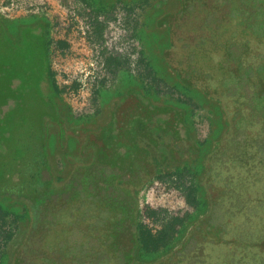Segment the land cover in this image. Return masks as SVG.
Masks as SVG:
<instances>
[{
	"label": "trees",
	"instance_id": "16d2710c",
	"mask_svg": "<svg viewBox=\"0 0 264 264\" xmlns=\"http://www.w3.org/2000/svg\"><path fill=\"white\" fill-rule=\"evenodd\" d=\"M177 2L178 10L164 15L159 20V26H164V29H153L150 34L142 31L143 36H157V40L148 43L149 60L144 56L139 59L146 68L144 76H151L153 81L160 76L159 81H169L172 84L169 78L171 70L179 76L176 86L183 84L193 87L200 83L205 86V92L208 94L210 93L208 86L196 75L194 76L198 69L201 46L210 41L223 55L227 47H232L231 39L242 32L238 27L248 31L250 35L257 36L256 31L260 26L258 28L250 17L253 14L248 11L251 0H177ZM33 22L36 23L34 28L38 30V34L33 28H21L22 31L28 32L25 33L26 37H21L28 40L27 47L24 45L21 47L22 40H8L9 37L1 38L0 34V214L11 215L12 220L17 224L16 228L19 225H27L33 230L36 225H38L37 229L42 228L41 236L40 234L37 236L35 231L31 234L26 232L24 238L26 245L34 247L36 241L40 239V242L47 241L50 231L53 230L49 228L46 218L48 210L38 212L34 202L30 200L35 201L42 191L45 192L44 195L51 194L55 190L52 187L63 181L62 176L54 177L52 174L48 160L52 156V153L48 152L51 145L47 140L48 122L52 124L59 122L53 98L56 97L63 102V89L56 83V73L50 62L53 42L50 36V23L46 19L36 17ZM233 24L236 25L235 29ZM202 25L211 31V35L216 39L200 36L199 29L201 30ZM57 47L63 51L69 47V44L64 40L58 41ZM110 62L118 64L117 59H111ZM220 63L224 66L222 60L219 61ZM158 66L163 74L158 70ZM43 82L47 83L49 91L47 95L41 88ZM134 88L138 91L136 106L130 112L121 114L122 121L116 114L117 108L128 96L133 95L132 92L135 93ZM149 95L150 90L144 85L133 86L120 99L122 102L113 111L110 123L94 133L99 135L103 146L107 147L106 152L109 153L100 150L96 156L99 163L128 170L133 165L143 166L147 159L159 166L162 161L164 162L168 151L171 155L180 153L170 149L171 147L166 143L160 147L161 138L171 136L175 141L181 140L179 137L181 125L184 131L189 133L192 130V123L184 122V125L183 118L180 119L184 112L178 111V114L168 104L153 107L144 103L141 98L148 102ZM26 96L31 102H26ZM193 97L197 98V95ZM37 103L42 105L43 111H30L32 117L28 118L19 115L20 109L27 106L35 108ZM67 109L69 110L68 107ZM67 109V120H69ZM80 119H77L76 123L73 122L75 127L78 126ZM121 121L124 125L117 129ZM61 127L65 131L64 122H61ZM224 128L226 134L227 123L219 121L215 131L220 133ZM64 137L65 134L63 140ZM249 138L251 140L249 139L248 144L254 145V151L247 157L238 154L233 157L239 166L245 162L243 166L249 171L248 178L241 175L234 177V182L227 179L224 183L218 184L216 192L209 193V201L197 182V178L204 172L208 175L204 159L212 150L210 146H206L210 143L209 138L192 144L188 140L187 143L184 142L189 147L190 154L196 155V158L185 161L182 167L176 166L166 176H174L178 180H181L184 174L191 176L189 186L182 189L185 192V200L193 211L183 216H170L160 229L155 230L138 221L134 225V243L130 248L117 249L118 252L114 251L113 254L102 251L99 247L90 249L89 264H248L247 258L264 264L262 256L264 255V220L258 215L259 212H256L259 207L264 212V203L259 200L260 195L263 194L260 191L264 189V182L262 181L263 186H255L256 180L264 179V140H258L256 136ZM246 142L247 140L242 144L248 147ZM71 145H74L73 140ZM165 147L166 150L163 149ZM153 150L156 154H162V158L158 159V155H152ZM219 151L220 149H217L212 152L219 153ZM41 164L44 167H41ZM7 187L9 191L12 190L10 195L3 189ZM144 212L149 219L156 222L160 213L165 211L146 207ZM0 234V264H21L19 251L16 250L11 256L5 247L12 240L14 232H4L0 225ZM182 237L183 242L179 246L176 245ZM25 241L20 243L23 244ZM1 242L4 245L2 249ZM207 246H217L218 262H210L209 255L205 252ZM51 247L52 244L45 245V248L53 254ZM250 249L257 251L259 255L255 252L249 255ZM29 253L30 264H36L33 263V258L38 255L37 251L31 249ZM40 255L43 260L49 259L46 257V250Z\"/></svg>",
	"mask_w": 264,
	"mask_h": 264
},
{
	"label": "flooded vegetation",
	"instance_id": "af4514ba",
	"mask_svg": "<svg viewBox=\"0 0 264 264\" xmlns=\"http://www.w3.org/2000/svg\"><path fill=\"white\" fill-rule=\"evenodd\" d=\"M89 1L97 2L98 0ZM169 2L170 8L178 10L177 0H168ZM248 11L254 14V16L250 15L252 21L258 28L260 26V29L256 31L257 36L250 35L248 31L238 27L242 32L231 39L232 47H227L223 55L208 41L216 39L211 35V31L203 25L201 30L199 29L200 36L211 38L207 39L208 42L199 49L198 69L194 76L196 75L208 86L210 93L207 94L205 86L203 87L200 83L191 89L195 90L196 95L203 93L206 97L205 106L214 114V122L218 124L217 115L223 113L227 123L226 134L204 159L208 168V175H205V172L203 175L205 188L203 191L207 194V201H209V193H215L218 184L224 183L225 180L234 182V177L241 175L248 178L249 171L246 166H243L245 162L239 166L233 157L237 154L247 157L254 151V145L248 144L251 140L249 137L256 136L258 140H264V0H251ZM34 19L35 17L20 19L22 22L7 20L5 25L12 24L18 29L30 27L36 30L33 26ZM232 26L236 28V25ZM36 32L38 34V30ZM14 34L9 36L11 40H22L19 35ZM221 60L224 66L219 64ZM209 100L217 105V114L213 105L209 106ZM135 103L129 98L121 103L117 108L118 113L116 112L120 120L123 119L121 114H126L135 108ZM122 121L117 129L124 125ZM47 132V140L52 145L50 151L53 156L55 145L63 141L65 131L58 122L53 124L48 122ZM71 135L77 136L78 133L71 132ZM246 140L248 147L242 144ZM106 148L98 134L85 136L84 146L81 147L85 159L72 164L68 162L70 172L66 179H63L59 186H56L58 184L56 183L52 187L55 190L51 194L44 195L45 192L42 191L37 195L36 202L33 199L30 200L34 202L38 212L48 210L46 218L49 228L53 231H50L47 241L40 242V239L33 247L26 245L24 240L26 232L31 234L35 231L37 236L39 234L41 236L42 228L37 229L38 225H36L33 230L23 225L24 236L21 242H25L17 247L18 254L22 258L21 264H30L31 249L38 253L33 258V263L36 264H89L90 249L99 247L102 251L113 254L117 249L125 247L128 249L133 245L134 225L140 221L138 194L151 179L155 168L154 163L147 159L143 166L133 165L128 170L102 162L101 164L96 156L100 150L107 153ZM216 148L220 149L219 153H213L217 150ZM237 170L240 174L236 173ZM102 173L104 175H101ZM52 174H54L53 171ZM48 244H52L53 254L45 248ZM45 250L48 260H43L41 255L39 256ZM205 252L209 255L211 263L218 262L217 246H207ZM253 252L257 253L251 250L249 255Z\"/></svg>",
	"mask_w": 264,
	"mask_h": 264
},
{
	"label": "rangeland",
	"instance_id": "374dc122",
	"mask_svg": "<svg viewBox=\"0 0 264 264\" xmlns=\"http://www.w3.org/2000/svg\"><path fill=\"white\" fill-rule=\"evenodd\" d=\"M124 1L127 0H98V2L89 0H0V34L2 35L1 38L4 36L11 37L14 33L15 36L20 35V37H26L25 33H28L26 30L22 31L12 24L5 25L7 20H20L31 17L46 19L50 23V36L53 41L50 49L51 66L55 73L56 70L61 73H58L55 76L56 83L59 86L63 88V83H65L66 86L76 84L73 87L75 88L78 85V82H73L74 78L72 71H74L80 63H92V73L90 75V81L87 85L88 88L92 87L94 88V91L99 88L111 89L117 84L118 80L119 82L121 81V78L119 77L121 72L129 73L135 79V82L133 84H129L127 87H123L120 90L118 94L120 99L123 98L121 95L123 91L126 93L133 86L142 84L150 90V95L147 99L148 102L141 98L144 103L153 105V107L165 106L168 104L169 107H171L176 113H178V111H180L179 113L184 112L180 119L183 118L182 123L184 125L185 123H192V130L187 133V131H184L183 125H181L179 136L181 140L175 141V139L171 136H162L160 142V147L166 143V145L171 147L170 149H174L180 153L176 152L171 155L170 151H168L164 162L162 161V164L159 166L154 165L155 168L151 179L144 185V187H142L138 194V208L140 209L139 219L141 222L147 224L155 230L160 229L170 216H183L193 211V209L187 204L185 200V192L182 189V187L189 186L191 176L184 174L181 180H178L174 176H166L167 173L176 166L182 167L185 161H190L191 159L193 160L196 158V155L190 154V149L186 146L187 140L192 144L197 141H205L209 138L210 143H207L206 146H210L211 149H214L224 136L226 129L224 128L225 130H221L220 133L219 131H215L218 124L214 122L215 117L212 111L205 106L206 97L203 96V93L199 95L197 94V98L193 97L196 95V92L194 89H191V87L183 84L176 86L175 84L179 80V76L176 72H172L170 70L169 78L171 79L172 84L167 80V82L159 81L160 76L156 78V81H153L151 76L142 75L146 72L144 65L139 61L141 56H143L141 52L142 44L147 48L148 43L157 40V36L141 35V44L138 39V29L143 23L145 9L149 5H152L154 1L136 0V5H129L128 7H126ZM128 1L130 2L131 0ZM155 2L157 3L158 1L156 0ZM159 5L160 4H156L154 6L155 8H153V10H155V16L157 15L156 10H159ZM35 24L36 23L34 22L33 26H35ZM151 26L152 21L148 27L151 28ZM148 27L147 29H149ZM160 29L157 28V30ZM1 30L4 34H2ZM4 39L6 40L7 38ZM8 40H10V38H8ZM63 40L69 44V47L62 51L57 47V42ZM26 41L28 40H24V38L22 39V42L20 43L21 47L23 45L27 47ZM26 47H24V49ZM97 55H100L103 59L104 57L106 58V56L108 58H106V60L104 59L99 61L98 58H96ZM132 55L134 59L136 58V62L131 59ZM111 59H117L118 64H112V61L110 62ZM158 70L161 74H163V72H161L162 69L159 66ZM41 88L47 95L49 91L47 89L46 82L41 84ZM137 90L141 91L140 89ZM134 91L135 93L132 92V96H128L130 101H136L138 91H136V88H134ZM86 93H89V91L81 89L78 94L74 93V96H64L65 99L62 96L63 102L56 97L53 98L57 107L56 111L58 114V123L61 126V122H64L65 133L70 134L72 127L74 128V126L71 125L72 123L69 124V122H66L67 107L72 111L74 116H80V114H76L73 111L82 112L87 110L88 105H81L82 103H87ZM94 93L95 92H93L94 108L88 113H84L82 115H90L96 112L97 104L95 103ZM27 96L25 97L26 102H31L28 100ZM38 96L39 95L37 94L36 97ZM120 102H122V100ZM107 104H109V100L104 107ZM210 105H213V108L216 110L217 105L211 100H209V106ZM111 107L112 105H110V110L109 108L107 109L109 112L112 109ZM30 111L41 112L43 111V107L37 103L35 108L27 106L20 109L18 113L20 116L28 118L32 117V113H30ZM109 112L107 113L104 109L101 118H104V120L111 118V116H109ZM170 116L172 117V115ZM176 116L178 117L177 114ZM217 117L218 118L216 120L225 124V116L223 113L220 115L218 114ZM109 121L110 119L108 122ZM79 130V128L76 129V131ZM79 135L80 134H78V136ZM184 142L186 143L184 144ZM63 144L64 142L59 144V147L62 148V150L55 152V154L51 158L49 157L48 160L54 175H59L62 176L63 179H66L70 172V167L67 166V162H64L65 157H63V147H65V145ZM163 149L166 150V147ZM71 151L72 147H69L65 153H68L67 155H69L71 154ZM48 152L51 153L52 151ZM151 154L158 155V159L162 158V154H156L154 150L151 151ZM70 157L72 158L73 155H69V158ZM205 157H207V154ZM80 160L82 161L83 157ZM41 167L44 166L41 164ZM48 172L50 171L48 170ZM236 173H240L239 170H237ZM45 175L47 174L45 173ZM203 175H200L199 178H197V182L202 189L205 190ZM262 181L264 182V179L256 180L255 186H261ZM55 182H57L56 178ZM62 182L63 181H60L56 186H59ZM3 189L6 190L5 192L9 195L12 192V190L9 191V187ZM260 192L263 194L260 195L259 200L264 203V189H261ZM146 207L154 210H163L165 212H161L159 220L154 222L146 216L144 212ZM256 212H259L260 214L258 213V215H261V218L264 220V212H262L260 207ZM0 225L2 231L14 232L12 240L5 246L6 251L13 256L24 236V234H22L24 231L23 225L16 228L17 224L12 220L11 215L2 216L1 214ZM183 236H185V233ZM182 242L183 237L176 245L179 246ZM2 244L3 243L1 242V249L4 247ZM210 256L213 257L214 255ZM255 261L256 260H251L249 258L246 259L248 264H260Z\"/></svg>",
	"mask_w": 264,
	"mask_h": 264
},
{
	"label": "crops",
	"instance_id": "0c3cea01",
	"mask_svg": "<svg viewBox=\"0 0 264 264\" xmlns=\"http://www.w3.org/2000/svg\"><path fill=\"white\" fill-rule=\"evenodd\" d=\"M154 2L152 3V5H149L146 9H145V14L143 16V23L141 25V27L138 29V34L141 35L142 31H146L147 34H150L152 29L157 30V28H161L164 29L163 27L159 26V20L166 14L171 13L176 11L175 9L170 8L171 7V3H168V0H157L158 2L156 3V0H153ZM148 2V1H147ZM145 2V3H147ZM126 7H128L129 5L134 6L136 5V0H131L130 2L124 1ZM156 4H160L159 5V10H156L157 15L155 16V10H153V8H155L154 6ZM153 15V18H152ZM152 21V26L151 28L148 27L149 24H151ZM147 27L149 29H147ZM139 37V36H138ZM137 37V38H138ZM139 39V38H138ZM140 41V40H139ZM141 43V41H140ZM142 44V43H141ZM148 48H146L143 44H142V55L144 56V58L146 60H149L148 56H149V51L147 50ZM146 70V68H145ZM148 70V68H147ZM145 73H143L142 75H144ZM119 77L121 78L120 82L119 80L117 81V84L114 85L111 89H102L99 88L97 90H95L94 94H95V103L97 104V110L94 114H90V115H85L84 117H78V116H74L71 110L67 109V113L69 116V120H67L66 122L69 124H71L72 126H74V128L72 127L71 132H77L78 134H80L79 136L77 135H71V133H65V137L64 140L61 142L65 145V147H63L64 149V153H63V157H66L64 162H69V163H77V162H81V158L83 157V159H85L84 154H82L81 147L84 146V138L87 135H92L95 132L99 131L101 128H103L105 125H108L110 123V121L112 120V114L113 111L117 108V106H119V102L121 101L118 94L120 92V90L123 87H127L129 84H133L135 82V79L129 74V73H122L119 75ZM130 82V83H128ZM131 88V87H130ZM133 88V87H132ZM124 91L122 92V96L124 95ZM109 100V104H107L105 107L104 105L107 103V101ZM110 105H112V109L109 112L107 109L109 108L110 110ZM116 105V107H115ZM114 107V108H113ZM105 111L108 113L109 112V116H111L110 121L108 122L109 119L104 120V118L102 119V113L103 111ZM81 118L78 124V127L81 131H73V129H78L75 127V121L77 119ZM72 121V122H71ZM75 122V123H73ZM75 134V133H74ZM74 141V147L71 145V141ZM60 144V143H59ZM69 147H72V151L71 154L69 155H73V157L69 158V155H67L68 153H65L66 150L69 149ZM62 150V148L59 147V145H55V152ZM52 157V156H51ZM50 157V158H51Z\"/></svg>",
	"mask_w": 264,
	"mask_h": 264
},
{
	"label": "built area",
	"instance_id": "2783aa9c",
	"mask_svg": "<svg viewBox=\"0 0 264 264\" xmlns=\"http://www.w3.org/2000/svg\"><path fill=\"white\" fill-rule=\"evenodd\" d=\"M125 50H127V49H125ZM127 56H129V55H127ZM96 58H98L99 61H102L104 59L106 60V58H108V57L106 56V58L104 57V59H103V57H101L100 55L99 56L97 55ZM131 59L134 62H136V58L134 59L133 58V55H132ZM97 67H98V65H97ZM58 73L61 74L60 71L56 70V75ZM91 73H92V63H90V64L89 63L86 64L85 62L84 63H80L79 66L76 67V69L74 71H72V75H73V78H74L73 79L74 80L73 82L74 83L78 82V85L75 88H73V87L76 84L75 85L72 84V85H67L66 86L65 83H63L64 84L63 85V88L61 86H59L60 88L63 89V93H62V96L63 97L64 96L65 97H67V96L68 97L74 96L75 95L74 93H77L78 94L81 89L86 90V91H89V93H86L87 103H82L81 104L83 106H87L88 105L87 106V110L82 111V112H80V111L79 112L73 111L76 114H80V115H82L84 113L86 114V113H88L89 111H91L94 108V105H93V92H94V88H92V87L91 88H88V86H87L88 85V82L90 81V75H91ZM65 97H64V99H65Z\"/></svg>",
	"mask_w": 264,
	"mask_h": 264
},
{
	"label": "bare ground",
	"instance_id": "6f19581e",
	"mask_svg": "<svg viewBox=\"0 0 264 264\" xmlns=\"http://www.w3.org/2000/svg\"><path fill=\"white\" fill-rule=\"evenodd\" d=\"M70 238V237H69Z\"/></svg>",
	"mask_w": 264,
	"mask_h": 264
}]
</instances>
